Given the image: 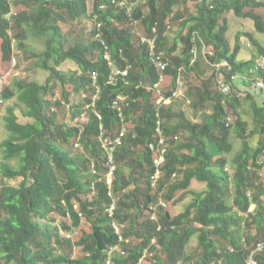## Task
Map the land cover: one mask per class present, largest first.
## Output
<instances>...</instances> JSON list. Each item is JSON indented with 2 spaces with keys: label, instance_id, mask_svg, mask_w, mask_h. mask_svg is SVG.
I'll return each instance as SVG.
<instances>
[{
  "label": "trees",
  "instance_id": "trees-1",
  "mask_svg": "<svg viewBox=\"0 0 264 264\" xmlns=\"http://www.w3.org/2000/svg\"><path fill=\"white\" fill-rule=\"evenodd\" d=\"M188 1L195 3L191 14ZM12 5L17 7L11 14ZM144 5L147 14L139 5L127 12L110 0H94L88 14L86 0H14L13 4L0 0L1 58L12 63L16 39L19 49L36 58L47 74L43 83L14 77L0 87V107L16 97L24 106L20 115L25 119L18 120L17 104L7 107L9 135L0 142V264H248L250 257L264 264V247L257 249L264 240V178L258 174L264 169V96L258 102L249 91L244 94L251 124L237 111L242 107L239 96L218 91L216 75L203 81L201 88L186 91L190 97L196 90L199 98L192 103L196 108L210 105L211 113L201 122H193L172 105L181 68L191 71L201 59L212 71V64L224 59L232 63L233 72L243 73L252 65L253 60L237 61L240 48L236 44L231 49L225 15L233 12L250 19L255 30L264 33V0H144ZM64 13L71 19H93L86 45L65 47L59 24ZM131 21L137 22L143 36L155 29L156 50L169 60L168 84L161 90L171 98L169 104L159 103L158 96L152 101L150 87L159 73L148 45L133 41V28L125 24L132 25ZM175 24L179 31L185 29L180 40L183 51L171 56L177 45L167 33ZM28 33L50 34L42 52L30 51L25 43ZM245 36L264 55L254 36ZM194 45L197 54L192 61ZM105 48L110 61L103 56ZM66 59L78 70L59 68ZM58 86L64 97L86 92V107L80 102L70 105L72 112L76 110L71 118L85 116L80 125L54 121L62 103L52 100ZM66 86L71 92L65 91ZM232 112L234 120L228 123ZM157 120L166 151L158 167V185L152 188L150 178L159 155L158 146L152 150L148 143L158 139ZM123 130L112 151L115 170L108 186L104 181L108 153L98 137L114 139ZM232 131L241 147L229 174L224 155L233 150ZM74 147L82 151L74 155ZM14 158L16 167L9 163ZM18 178L17 185L2 183ZM193 181L205 188L194 190ZM159 199L165 206L159 204L155 219H145L144 212ZM251 202L255 208L248 211ZM111 204H115L112 216ZM56 216L67 217L69 223H56ZM113 221L121 225L119 234ZM192 241L195 250L187 253ZM76 249L81 254L73 256Z\"/></svg>",
  "mask_w": 264,
  "mask_h": 264
},
{
  "label": "rangeland",
  "instance_id": "rangeland-1",
  "mask_svg": "<svg viewBox=\"0 0 264 264\" xmlns=\"http://www.w3.org/2000/svg\"><path fill=\"white\" fill-rule=\"evenodd\" d=\"M13 4L14 0H8ZM93 1L94 0H86L87 3V8H88V14H90L93 11ZM124 5L128 6L129 8L134 9V7H137L138 5L141 7L142 11L144 14L148 13L147 6L144 5V0H140L137 2H132L131 0H123ZM17 7V6H15ZM14 5H12V11L11 14L14 13L15 11ZM22 7V6H18ZM186 7L191 14L194 12L195 8V3L188 1L186 3ZM9 16V15H8ZM172 17V15H171ZM227 22H228V32H227V38L230 42L231 49L235 47L236 44L239 45L240 52L238 54V59L243 62V61H252V57L254 56L256 58L257 55H259L257 49L252 45L250 40L248 39L247 36H245V33H250L254 36V38L259 42L261 46L264 47V33L257 32L254 27V23L250 19H242L236 17L233 12H229L225 15ZM223 18V16H222ZM132 25L129 22H126V25H129L130 28H133V41H137L138 43L141 42V37L143 36L140 28L138 27V24L136 21H131ZM62 27V30L65 34V47H71L76 43H80L81 45H86L87 44V33L92 27L93 24V19L90 17H85L82 19H71L69 18L65 13L63 14V21L59 23ZM134 25V26H133ZM172 29L170 32L167 33L168 38L170 39V42H175L177 45V49L175 52H172L170 55L171 56H177L182 53L183 51V44L180 42L181 40V35L185 33V29L179 31V26L178 24L172 25ZM15 32L11 31V35H14ZM142 35V36H140ZM50 37V34H45L43 36H34L32 33H28V37L26 39V44L30 51L39 53L42 52L45 48V42L46 40ZM135 42V43H137ZM209 47L205 46V50H208ZM12 53H13V61L9 65L7 64L0 56V87L2 86H7L12 82V79L14 77H19V78H29L36 80L40 83H43L45 81V78L47 76L46 72L39 68L36 64V58H33L31 55H26L19 47L17 46V41L14 39L12 41ZM94 54L92 53L91 56ZM165 55V54H164ZM252 55V56H250ZM95 56V55H94ZM198 66H195L196 68L187 71L185 69H182L181 74L179 76V81L181 84V89H182V94L175 96L173 108L175 111L178 110H184L186 115L193 121V122H201L206 116H208L211 113V108L209 104L202 105L198 108L192 105L194 101H196L199 97H197L196 90L193 91L192 89V94L190 97L187 95L186 91L189 88H201L202 82L206 81L208 78L213 76V79L215 77V74L212 71V68L204 62V60H199ZM64 71H74L78 70L77 64L70 60L66 59L60 66ZM247 70H245L246 73ZM250 83L249 81H247ZM241 82L239 80H235V87L233 91V95L239 96L241 99L240 102L242 103V107L237 110L240 112L243 116L244 120H247L249 124H251L252 120L250 117V113H247L245 110L248 111V101L244 99V94L246 92H250L251 96H254L255 99L260 102L262 101L261 99L263 98V94L254 88L253 85L246 84V85H240ZM212 87L215 88L214 85V80L212 82ZM70 86L65 87V91L71 92ZM86 96V92L80 91L79 93H69L65 97L61 93V88L58 86L56 92L54 93L53 99H57L58 101H61V105L59 108L56 109V116L54 118V121L57 124H68V125H80L84 117L80 118H71V114H76V110L74 109L73 112L70 109L71 104H75L77 102H80L82 106L86 104L84 102V97ZM65 99V101H64ZM156 100L157 101V94L152 93V101ZM69 101V103H67ZM155 101V102H156ZM65 102V103H64ZM15 112L18 114V120L20 121H25L23 116L20 115V111L24 109V106L20 103H18L17 98L13 97L12 99L4 102L1 107H0V142L4 139H6L9 135L8 131L5 128V120L4 116L7 113V107L15 105ZM66 105H69L67 108ZM245 112V113H243ZM234 113L232 112L231 120H234ZM233 120L230 122L232 123ZM230 138L233 142V150L229 153L224 155V157L227 160V164L225 165V168H228L227 172L229 174L233 173V166L231 165L232 158L234 155L237 153V151L241 147V140L235 135V133L232 131L230 134ZM250 141L254 144L253 139L251 138ZM75 148V147H74ZM82 150L78 149H73V154L77 155L81 152ZM3 155L2 149L0 148V156ZM9 163L13 166L16 167L18 165V159L14 158L9 160ZM226 170V169H225ZM21 181V178L14 179V180H3V182L11 185H17L18 182ZM232 187V190L234 188L233 182L230 184ZM191 188L194 190H202L205 188V184L198 183L196 181H193ZM160 200V199H159ZM158 200V202H159ZM152 203L149 208L144 212V218L148 219L152 214L156 216L157 211H158V206L159 203ZM167 207V206H166ZM170 208L173 209L174 207L170 205ZM255 208V207H254ZM253 208V209H254ZM236 209V208H235ZM60 221H65L69 223V220L67 217H61V216H56L55 217V222L58 223ZM74 238L77 236V234H73ZM195 250V241L190 242L186 246V252L191 253ZM80 255V251L78 249L75 250L74 255Z\"/></svg>",
  "mask_w": 264,
  "mask_h": 264
},
{
  "label": "built area",
  "instance_id": "built-area-1",
  "mask_svg": "<svg viewBox=\"0 0 264 264\" xmlns=\"http://www.w3.org/2000/svg\"><path fill=\"white\" fill-rule=\"evenodd\" d=\"M111 3L116 4V0H110ZM118 6L123 7L124 2L120 1L118 2ZM101 7L104 9L105 5L102 4ZM129 9V8H127ZM152 33L150 36H142L141 37V42L146 43L149 47L150 50V55H151V63L154 65L156 71L159 73V76L157 77L156 81L152 83L150 89H152L155 93H157L158 96V102L159 103H164V104H169L171 102V98H165L164 93L161 92L162 88L167 85V75L165 74V71L167 70L169 66V60L164 58V53L162 51L156 50V35H155V29H152ZM99 38L98 36H96ZM196 46L194 45L191 52L193 53V59L192 61L195 60L196 57ZM104 58L110 61V55L108 50L105 48ZM111 64V62H108ZM213 67V72L216 75V88L218 89L219 92L223 94H232L233 93V82L235 80L239 79H246L251 81V84L256 88L257 90L261 91L264 93V55H259L256 57L253 65L250 67L248 73V77H241L238 74H235L233 72L234 68L233 65L227 61V60H222L221 62L214 63L212 64ZM116 73L120 74L121 76H126L127 70H116ZM96 73H93V76H95ZM177 88L173 91L172 97L175 99V96L181 95L182 94V89H181V84L180 81H177ZM96 99V95L92 97V105L94 104V100ZM122 99V98H120ZM115 107L118 106L117 102H114ZM230 120V118L228 119ZM156 132L158 134V139L152 142L148 143V147L150 149H155L156 145L158 146V158L155 159L154 165L156 167V171L151 177V186L154 188L158 182V178L160 176V172L158 170V167L164 160V152L166 151L165 148V139L162 134V128H161V122L160 120H157L156 123ZM124 135V130L120 132L118 137L112 139L110 136H104L103 134H100L98 137L99 140L102 143V147H104L107 150L108 153V163L107 166H109L108 172L104 176V181L108 186L111 185L112 180H113V172L115 170V165L112 163V158H113V153L112 151L115 148V145L120 144L121 139ZM78 146V145H76ZM264 153V149H263ZM94 165L91 164V169L93 170ZM250 169L251 167L248 166ZM227 169V168H226ZM259 176L264 178V169L259 171ZM110 192V191H109ZM111 193V192H110ZM251 192H249L250 196ZM251 197V196H250ZM159 204L162 206H165L164 201L160 200ZM115 207V204H111L110 208L108 209V212L110 216H112L113 209ZM255 207V203L251 202L249 205L248 211H252L253 208ZM150 219H155V215L152 214L150 216ZM112 226L114 227V230L117 234L120 232V227L121 225L118 224L117 222L113 221ZM121 239V237H119ZM264 247V240L258 243L257 249H262ZM248 264H256V262L250 257Z\"/></svg>",
  "mask_w": 264,
  "mask_h": 264
},
{
  "label": "clouds",
  "instance_id": "clouds-1",
  "mask_svg": "<svg viewBox=\"0 0 264 264\" xmlns=\"http://www.w3.org/2000/svg\"><path fill=\"white\" fill-rule=\"evenodd\" d=\"M120 1H123V0H120ZM120 1H119V2H120ZM123 2H124V1H123ZM116 3L118 4L117 1H116ZM118 7H121V6H118ZM100 8H102L101 5H100ZM121 8H125L127 12H129V11L131 10V8H129L128 6H125V5H124L123 7H121ZM127 8H129V9H127ZM102 9H103V8H102ZM145 36H146V35H145ZM257 56H259V55H257ZM257 56H256V57H257ZM255 59H256V58L253 59L252 65H253ZM224 60H226V59H224ZM227 61H228V60H227ZM230 63H231V62H230ZM231 64H232V63H231ZM252 65H251V66H252ZM251 66H250V67H251ZM250 67L247 69L246 73H245V72H243V73H241V72H234V73L240 75V78H241V77H248V76H249L248 71H249ZM177 78L179 79V76H178ZM237 80H239V82H241V81H249V80H246V79H242V80H241V79H239V78H238ZM249 82H250V85H252V84H251V81H249ZM167 84H168V80H167ZM235 86H236V85H235V81H234V82H233V89H234ZM147 88H149V87H147ZM233 91H234V90H233ZM154 93H155V92H154ZM156 94H157V93H156ZM229 118H230V120H228V123H230V122L232 121V120H231V117H228V119H229ZM161 128H162V127H161ZM151 142H152V141H151ZM165 148H166V147H165ZM225 169H226V168H225ZM158 170H159V169H158ZM227 170H228V168L226 169V171H227ZM159 172H160V171H159ZM152 176H153V175H152ZM160 176H161V173H160ZM160 176H159V178H160ZM159 178H158V179H159ZM150 179H151V178H150ZM150 185H151V183H150ZM157 185H158V182H157V184H156V186H155L154 188H156ZM151 187H152V186H151ZM152 188H153V187H152ZM162 201H163V200H162ZM155 218H156V216H155Z\"/></svg>",
  "mask_w": 264,
  "mask_h": 264
},
{
  "label": "crops",
  "instance_id": "crops-1",
  "mask_svg": "<svg viewBox=\"0 0 264 264\" xmlns=\"http://www.w3.org/2000/svg\"><path fill=\"white\" fill-rule=\"evenodd\" d=\"M239 52H240V50H239ZM238 54H239V53H238ZM238 54H237V61H238V62H240V63L251 62V61H243V62H241V61L238 59ZM250 56H252V55H250ZM254 58H255V57L253 56L251 59L253 60ZM249 67H250V66H249ZM249 67H248V68H249ZM248 68H247V69H248ZM247 69H245V70H247ZM180 70L182 71V69H180ZM246 84H250V83H248L247 81H245V82H244V81H241V84H239V86H240V85H246ZM230 117H231V115H230Z\"/></svg>",
  "mask_w": 264,
  "mask_h": 264
}]
</instances>
